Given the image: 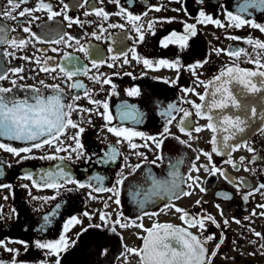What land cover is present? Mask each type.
<instances>
[{
	"label": "flooded vegetation",
	"instance_id": "flooded-vegetation-1",
	"mask_svg": "<svg viewBox=\"0 0 264 264\" xmlns=\"http://www.w3.org/2000/svg\"><path fill=\"white\" fill-rule=\"evenodd\" d=\"M242 2L203 0L200 4L197 0H119L117 4L111 0H88L81 7L78 5L82 0H43V3L51 5L53 11L61 13L50 21L46 10L19 16V12L25 8H37L41 0L21 3L12 12L15 19L2 15L4 11L10 10V6L7 0H0V26L6 29V38L28 41L20 48L0 44V68L23 69L18 75L9 72L8 79L0 80V87L13 88L12 81L15 80L20 87L13 88V94L24 98L33 95L34 88L40 89L46 97L53 94L52 86L58 85L63 90L64 102L76 108L69 118L84 129L79 135L83 146L79 150L82 153L79 158L76 152L71 151L75 147L71 137L79 129L71 127L60 137L63 147L69 149L67 152L56 153L55 145H45L41 149H33L29 154L36 158L23 160L0 149V185L10 186L0 188V241L19 250L17 259L21 264H56L57 260L59 264H140L139 257L127 254L126 248H140L143 244L141 237L146 235L144 229H151L154 224L187 227L181 220L182 213L175 211L176 207L190 215H211L220 225L216 227L206 221L205 230L198 227L189 229L202 241L209 235L215 237L205 244L211 264H264V248L261 247L264 245V215H261L264 208L258 207L264 205V189L255 191L260 184H264V123L246 137L237 150L223 149L221 154H217L213 152L214 145L211 143L215 133L207 128V113L197 116L193 107V103L206 104L199 97L203 95L206 100V95L212 90L210 82L226 66L255 70V65L248 60L255 59L256 52L244 40L251 37L264 42V33L247 24L240 28L229 26L226 17V11L237 13V6ZM65 4L68 5L67 9L64 8ZM121 7L126 12L141 16L138 23L143 26L145 38L142 42L138 41V34L126 16L117 14ZM156 7L161 10L155 11ZM99 8L109 14L108 19L94 14L93 9ZM200 9L214 19H219L224 27L197 23ZM249 13L244 18L264 25V11L257 7L250 9ZM65 15L70 20H65ZM168 19L172 22H161ZM149 22H153L151 29L148 28ZM185 23L195 24L197 32L189 38L188 46L181 48L179 44H170L167 48L162 47V39L171 32L184 34ZM110 25H124V28ZM25 27H30L31 34H35L39 40L25 33ZM57 27L59 34L50 31ZM61 35L64 37L61 43L52 42L60 39ZM97 36L100 38L97 39ZM232 36L241 39H230ZM81 46L89 50V57L77 51ZM53 48L57 51H52ZM214 49L225 51L217 54ZM234 49H244L248 56L241 54L236 58L227 54ZM5 51L13 55L4 57ZM65 56L77 57V66L82 69L81 74L71 81L59 71V67H70ZM93 59L98 61L95 68L91 63ZM125 59L128 60L127 64L124 63ZM144 59L152 61L153 67L146 68ZM161 59L170 63L179 61V70L160 67L156 62ZM261 62L264 63V55L261 56ZM44 67H55L57 70L42 71ZM85 68L87 73L83 74ZM106 79L110 83H103ZM74 83L82 84L83 88L71 87ZM205 85H208L207 89ZM132 88H138L140 95L129 96L128 90ZM184 89L194 91L185 93ZM74 96L80 98L73 100ZM90 99L100 103H90ZM105 102L112 115L111 122L98 114L104 112L102 105ZM169 104L191 113L184 132L180 130L179 124L183 111L173 113L175 120L171 124H166L159 115ZM125 105L140 113L139 123L120 118V110ZM211 114L217 116L214 111ZM165 127L169 131L162 136ZM198 127L202 129L200 132L195 131ZM109 128H130L143 133L145 138L133 137L129 142L110 132ZM148 136L162 139L161 147L157 148L153 141L147 140ZM0 143L21 148L30 146L31 142L0 137ZM130 143L139 147L132 148ZM245 145L253 151H248ZM113 151L116 153L115 158L109 159ZM204 153L211 154V161ZM49 155H71V158L62 161L40 159ZM229 159L236 165L235 168L232 163L226 162ZM179 161L182 163L178 164ZM57 165L63 167L72 179L86 186L79 188L78 183L61 181L59 189L44 187L40 175L50 170L56 171ZM173 165H177L179 173L177 182L180 188L177 193L154 196L142 208L139 207L136 200L143 199L144 193L151 188V178L171 181L173 177L169 173ZM213 165L229 179L205 170ZM193 167L199 171H194ZM28 173L33 175L35 185L32 180L25 178ZM149 173L151 178L146 179ZM121 174L126 179L123 184L117 185ZM189 176L199 177V187H189L192 184ZM94 177H101L102 180ZM96 188H115L118 197L113 192L94 191ZM200 188L205 191L201 192ZM136 192L140 195L134 200L133 193ZM183 192L191 194L183 195ZM249 192L253 194L245 201L243 197ZM224 195L231 198L224 199ZM117 198L120 200L119 205L115 203ZM197 201L200 203L197 204ZM165 205L175 207L166 208ZM86 212L87 216L84 215ZM101 214H105L106 220L100 219ZM45 217H48L47 222ZM73 217L80 222L69 225L65 231V224ZM225 219L227 225L224 224ZM117 220L120 223H116ZM236 220L240 223H236ZM124 223L131 226L120 227ZM140 224L143 228L136 226ZM254 232L261 233V237H257ZM61 235L65 236L69 246L58 255H48L47 250L35 247L36 241L55 242ZM221 239L223 243L217 251L216 245ZM8 241H26L29 248L25 251L20 243ZM213 251L217 252L214 257L210 256ZM11 260L12 254L0 247V261Z\"/></svg>",
	"mask_w": 264,
	"mask_h": 264
},
{
	"label": "snow or ice",
	"instance_id": "snow-or-ice-1",
	"mask_svg": "<svg viewBox=\"0 0 264 264\" xmlns=\"http://www.w3.org/2000/svg\"><path fill=\"white\" fill-rule=\"evenodd\" d=\"M113 3L119 4V0H111ZM179 2V0H177ZM198 3L202 4L203 0H197ZM8 5L10 6V10L4 11L2 13L5 17H11L15 19L16 17L12 16V12L15 11L20 7L21 3H27V0H7ZM88 3V0H82V3L78 6H83L84 4ZM238 12L233 13L232 11H226V17L229 21V26L240 28L244 25H250L252 28L258 29L261 33H264V25H260L258 23L252 22L245 17L246 14H250V9H256L257 7L260 8V10L264 11V0H243L242 3L238 4ZM64 8L67 9L68 5L65 4ZM46 10L48 13V19L51 21L54 17L60 15L61 13L55 12L52 10L51 5L43 3V0H41V3L37 6L35 9H28L25 8L23 11L19 12V16L23 17L26 14L31 15L33 11H41ZM161 9L159 7L155 8V11H160ZM94 14L98 17H101L103 19H108V13L104 11L103 8L99 9H93ZM174 11H179V9H174ZM186 11V10H185ZM88 14V13H86ZM118 15L126 16L127 21L132 24L134 30L138 34V41L142 42L144 40V34H143V26L140 25L138 22L141 21L140 15H134L131 12H126L123 7L120 8V12L117 13ZM147 13H145L146 15ZM33 19H36V17H33ZM65 20H70V18L65 15ZM161 22H172L171 19H168L166 21ZM197 23L199 24H215L218 27H224V24L221 23L219 19H214L212 15L207 14L203 9H200L198 11V17H197ZM69 26H71V21L69 23ZM110 27H120L121 29L124 28V25H110ZM153 27V22L148 23V28L151 29ZM25 33L31 34L30 27H25L23 29ZM50 31H56L57 34H59V27L56 29H51ZM0 44H7L11 47L20 48L25 46L28 41H25L23 39H16L13 38L11 40L6 38V29L3 26H0ZM197 34L196 32V25L195 24H187L184 25V34H177L175 31L171 32L166 38L162 39L161 46L167 48L170 44H179L181 48H186L188 46V40L190 37H194ZM33 38L38 39V37H35V34H31ZM95 36L96 34L93 33ZM97 39L100 37L97 36ZM230 39L237 40L241 39L235 36L229 37ZM69 39H72L69 37ZM64 40V37L61 35L60 39L53 40V43H61ZM39 42L43 43V40H40ZM245 43L252 46L254 51L256 52V58L251 59L249 58L248 62L253 63L255 65V70H245L240 69L237 66L228 67L226 66L224 69L221 70L219 75H217L214 78V81L210 82L212 86V90L210 91L209 95L211 97L210 101H208L205 105L201 104H194L192 101H188V103H193V107L196 109V115L197 116H203L207 113V119L209 120V123L207 125V128L215 132H223L228 133V135H224L222 137V143L217 146V137L214 135L212 138L211 143L214 145L213 152H216L217 154H221L223 149H231V150H237L239 145H230L228 142L230 140H233L238 133H243L245 131V126L247 125V119L242 117L241 115H227L223 114L224 110L232 108L236 110H243L245 113L248 111V105L242 104L240 101V97H246L248 95L256 96L257 94L264 93V63L261 62V56L264 55V42H261L258 39H252L251 37L246 38L244 40ZM79 43V41H77ZM52 51H57V49L53 48ZM77 51L83 52L85 54V57L90 56V52L87 48L84 46H81L77 49ZM109 51H112L109 49ZM214 51L217 54H220L221 52H224L223 49H214ZM99 54V53H97ZM228 55L234 56L236 58H239L241 54L248 56V53L244 49H234L229 50L227 52ZM13 53L5 51L3 53L4 57L11 56ZM126 55V54H125ZM136 58L135 56L133 57ZM65 60L68 61V64L70 67H59L60 73L64 75V77L67 78V80L71 81L73 77L77 76L78 74H81L82 69L81 67L77 66V57H69L65 56ZM206 62V61H205ZM92 67L98 66V61L93 59L91 61ZM124 63L127 64L128 60L125 59ZM160 67H167V68H173L179 70V61L170 63L168 60L161 59L156 62ZM143 64L146 68H152L153 62L144 59ZM110 67L112 65H109ZM199 66H202L199 65ZM42 71H53L55 72L57 68H47L44 67L41 69ZM22 68H13V69H3L0 68V80L8 79V73L11 72L13 75H18L20 72H22ZM87 73V69H83V74ZM195 74V73H193ZM130 75V73L128 74ZM20 79H23L22 76L19 77ZM98 80V78H96ZM43 84V81H41ZM103 83L108 84L110 83L109 80H104ZM203 83V82H201ZM13 88L20 87L16 84V81H12ZM233 86H236L235 91ZM47 87V86H45ZM73 88H83V85L80 83H74L71 85ZM115 86L113 85V88ZM206 89L208 88V85H205ZM13 88H5L0 87V137L6 138L8 140H14V141H22V142H31L30 146L28 147H21V148H15L11 147L5 143H0V149H3L14 156H20L21 159L27 160V159H34L36 157H33L29 155L32 153L33 149H41L45 145L53 146L55 145V151L56 153L59 152H67L69 151L68 148L63 147V141L60 140L61 135L64 134L65 130L68 127L71 128H78V132L76 135L71 137V139L75 143V147L71 149L72 152L77 153V157L82 154L79 150L82 149V144L80 143L79 135L80 133L84 132L83 128H80L77 123H74L69 117L72 111L76 110L73 104H66L64 102V97L62 95L63 90L58 86L54 85L52 86V93L51 95L44 96L40 89H32L33 95L31 96H24V98H20L17 95L13 94ZM185 93L194 91L192 89H184ZM87 95V92L85 93ZM129 96H138L140 95V91L138 88H132L128 90ZM79 96L72 97L73 100L79 99ZM201 101H205V96L201 95L200 97ZM261 100L264 101V95L261 96ZM90 103L99 104V101L91 100ZM103 113H98L103 116L105 121L111 122L112 115L109 112L108 104L105 102L103 103ZM217 111L221 113V115L213 116L211 113L213 111ZM81 111H88L87 109H81ZM175 111H183V117L180 119V130L184 132L187 127V121L191 113L188 111L177 109L175 105L169 104L165 109L161 110L159 115L165 119L166 124H171L173 120H175V116L173 113ZM251 116L255 117L257 112L256 108H251ZM120 118L122 120H131L136 123L140 122V113L135 110L131 109L128 106H123L120 110ZM215 121V122H213ZM110 132H113L118 137H123L125 140H128L131 142L133 137H141L145 138L144 134L138 131H134L130 128H109ZM201 128H196L195 131L200 132ZM169 130L167 127L164 128V132L161 133L163 136L164 133H167ZM191 133L189 132V135ZM147 140L153 141L155 143L157 148H160L163 144L162 139H157L156 137L148 136L146 137ZM146 146V145H145ZM248 151H253V149L247 145ZM130 147L137 148L139 145L130 143ZM21 153H24L25 155L21 156ZM115 151L109 156V159L115 158ZM137 155H140V153H137ZM211 161V154L204 153ZM71 155L68 157H60L57 155H49L46 157H40V159H53V160H64V159H70ZM157 159H160V157H157ZM243 159V158H241ZM227 163H232L233 167L235 168L236 165L229 159L226 161ZM155 163V161H153ZM179 163H182V161H179ZM137 168L140 167V165H136ZM56 171H47L44 172L42 175H40V180H42L43 186L47 188H56L59 189L62 184L61 181L66 183H78L74 179L71 178L68 172L64 170L63 167L60 165L56 166ZM172 171H170L169 175L173 177L171 181H161L157 180L155 178H151V174L149 173L148 176H146V179L151 178V188L148 189L143 196V199L136 200V203L139 207H143L145 203H147L149 200H151L154 196H161L163 194H167L168 192L177 193V190L180 188V184L177 182L179 179V173H178V167L177 165L172 166ZM194 171H199V169H196L193 167ZM206 171H210L211 174L215 175L219 173L221 176H224L225 179H229L227 175L219 168L215 167L214 165L209 169L206 167ZM247 170V169H245ZM26 179L32 180L33 184H36V181L33 179V175L31 173L26 174ZM93 179L96 180H102L101 177H94ZM126 177H123L121 174V178L116 181L117 185L123 184ZM189 180L192 181V184L189 185V187H192L195 185L196 187H199V184L197 181L199 180V177L193 178L191 176L188 177ZM86 185L83 183H78L79 188H84ZM2 187H10L9 185H0V188ZM27 187V185H25ZM237 187H239L237 185ZM264 189V184H260L258 188L255 189L256 192L261 191ZM94 191H109L113 192L114 195L118 197V192L115 190V188H96ZM200 191H205L204 188H200ZM183 195H190V192H183ZM253 193L249 192L247 195L243 197L245 201L248 200V196L252 195ZM140 195L139 192L133 193V198L135 200V197ZM231 197L228 195H224V199H230ZM7 199V197H5ZM51 199H55V197H52ZM115 203L117 205L120 204L119 198L115 200ZM200 201H197V204H199ZM165 207H175L174 205H165ZM258 207L264 208V205H258ZM175 211L178 213H182L181 220L184 221V223L187 225V227H175L171 224H154L151 229H144L146 232V235L141 237L143 240V244L140 248H126L127 254H134L139 257L140 264H211V261L209 259V253L208 250L205 247V244L208 241H211L215 239L214 236L209 235L204 238L202 241L200 238H198L196 235H194L191 231H189L190 228H196L198 227L201 230L206 229V221L211 222V224L215 225L216 227H220L219 224L216 223L215 219L211 215L207 216H200L199 214L196 215H190L186 211H184L181 208L176 207ZM255 215V213H252ZM85 216L88 215V213H84ZM145 215H149V213H145ZM151 215H156V213H152ZM221 215H223V212H221ZM261 215H264V212L261 213ZM142 219V217H140ZM100 219L102 221L106 220L105 214H101ZM48 217H45V221L47 222ZM80 221L77 220L75 217L71 218L66 224H65V231H67L69 225L74 223H79ZM236 223H240V221L236 220ZM116 223H120L119 220L116 221ZM228 221L225 219L224 224L227 225ZM131 225L124 223L120 224V227H129ZM138 227L143 228V225H136ZM43 227L41 228V231H43ZM254 231V230H253ZM254 234L257 237H261V233L254 232ZM264 238V237H262ZM20 243L24 250L27 251L29 248V245L26 241H8V243ZM174 242V243H173ZM223 243V239L220 240V243L216 245V250H219L220 245ZM68 241L66 240L64 235H61L59 240L55 242H35V247L37 249L41 250H47L48 255H58L60 251L66 249L68 247ZM178 246V247H177ZM0 247H3L5 251L12 254V260L10 262L6 261H0V264H21V262L18 261V256L20 255L18 249H13L7 246V243L4 241H0ZM262 248H264V245H261ZM217 254L216 251H213L210 253V256L214 257ZM254 254V253H253ZM56 264H59V261L57 260Z\"/></svg>",
	"mask_w": 264,
	"mask_h": 264
},
{
	"label": "water",
	"instance_id": "water-1",
	"mask_svg": "<svg viewBox=\"0 0 264 264\" xmlns=\"http://www.w3.org/2000/svg\"><path fill=\"white\" fill-rule=\"evenodd\" d=\"M234 91L236 86H233ZM212 89V88H211ZM264 95V93L257 94L256 96L248 95L246 97H240V101L242 104L248 105V111L245 113L243 110H236V109H226L224 110L223 114L227 115H241L242 117L247 119V125L245 126V131L243 133H238L237 136L233 139L230 140L228 143L230 145H238L240 142L244 141L246 137H248L251 133L256 131L259 127H261L264 123V101L261 100V96ZM211 97L210 95H206V103L210 101ZM255 107L256 108V116L252 117L251 116V108ZM215 114L221 115V113L215 111ZM215 122V121H213ZM216 137H217V146H219L222 143V137L224 135H228V133H223V132H215ZM230 149V148H229Z\"/></svg>",
	"mask_w": 264,
	"mask_h": 264
}]
</instances>
